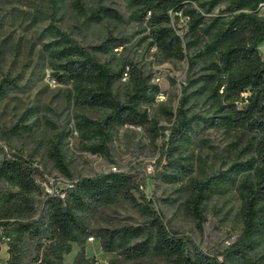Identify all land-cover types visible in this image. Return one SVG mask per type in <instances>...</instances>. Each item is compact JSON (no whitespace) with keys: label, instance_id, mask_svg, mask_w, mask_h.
<instances>
[{"label":"trees","instance_id":"16d2710c","mask_svg":"<svg viewBox=\"0 0 264 264\" xmlns=\"http://www.w3.org/2000/svg\"><path fill=\"white\" fill-rule=\"evenodd\" d=\"M130 19L143 23L144 38L163 60L186 62V77L175 106L159 100L163 92L131 61L102 59L126 41L109 30L94 44H81L61 29L68 8L78 31L104 20L121 22L114 8L83 0H46L48 19L42 44L50 76L68 84V102L77 111L72 129L56 139L77 134L83 150L110 160L109 144L124 126L140 128L157 149L154 177L177 185L176 202L200 230L206 202L234 190L239 199V232L221 249H200L188 236L166 227L133 174L106 170L73 177L58 141L47 151L63 187L46 191L32 155L18 153L17 143L34 133L45 119L26 108L13 123L0 127V244L7 245L6 264H62L72 244L95 234L100 248L112 253L107 264H264V0H124ZM216 10L215 13L213 11ZM16 89L13 78L0 79V98ZM203 97L211 114L191 112L190 99ZM83 109H100V118ZM161 118L166 125L159 124ZM221 128L231 134L235 159L200 179L192 176L193 127ZM160 144L157 145L156 141ZM203 141V140H201ZM241 157L242 159H238ZM124 202L141 223L92 230L88 217L100 207ZM75 264H94L78 253Z\"/></svg>","mask_w":264,"mask_h":264},{"label":"rangeland","instance_id":"374dc122","mask_svg":"<svg viewBox=\"0 0 264 264\" xmlns=\"http://www.w3.org/2000/svg\"><path fill=\"white\" fill-rule=\"evenodd\" d=\"M83 1L86 6L100 3L114 8L121 14L122 21L104 20L88 30L78 31L74 26L76 19L67 8L57 25L83 45L97 43L105 30H109L113 36L125 38L126 41L117 51L102 59L131 61L143 73L149 74L150 81L161 89L164 95L159 100H166L175 106L184 85L186 62L161 59L156 49L148 45L149 39L144 38L147 34V30H143L144 24L130 19V9L124 0ZM46 12V0H0V79L4 76L13 78L16 85V89L0 98V127L15 122L29 107L36 110L40 119L48 121L16 144L18 153L23 156L31 154L33 165L42 172L43 180H38L40 185L44 190L51 191L67 184V179L53 168L47 154L50 144L58 141L60 153L73 177L92 175L111 170L112 167L133 174L142 182L140 189L148 198H158L154 201V207L162 215L167 228L188 236L200 249L209 253L230 243L240 228L239 199L235 191L212 196L206 202L205 220L198 230L176 202L165 203L162 200L166 196L175 197L178 194L177 185L160 184L154 177L159 153L140 128L124 126L118 130L117 136L109 144L110 160L83 150L75 132L56 139V132L72 129V117L77 110L67 100L66 89L69 85L57 83L50 76L48 60L42 50V44L48 40L43 32L48 21L44 16ZM261 45L259 49L263 52ZM262 57L264 59V55ZM187 106L191 112L201 115L208 116L212 112L203 97L190 99ZM82 112L91 118H100L103 114L100 109H83ZM159 124L166 125L161 118ZM191 139L195 156L192 176L195 178L202 179L219 169H225L235 159L236 151H230L229 146L233 138L221 128L204 129L198 124L193 127ZM156 143L159 145L160 141ZM0 188H6L2 181ZM142 220L124 202L100 207L87 219L88 226L94 231L137 224ZM6 249V242L3 241L0 244V264H6ZM78 253L84 258L93 259L94 264H107V260L113 256L101 250L95 234L86 237L81 245L72 244L71 250L63 255L62 264H75Z\"/></svg>","mask_w":264,"mask_h":264},{"label":"crops","instance_id":"0c3cea01","mask_svg":"<svg viewBox=\"0 0 264 264\" xmlns=\"http://www.w3.org/2000/svg\"><path fill=\"white\" fill-rule=\"evenodd\" d=\"M261 46L264 47V43H263ZM259 50H260V49H259ZM261 52H262V51H261ZM262 55H264V49H263Z\"/></svg>","mask_w":264,"mask_h":264},{"label":"built area","instance_id":"2783aa9c","mask_svg":"<svg viewBox=\"0 0 264 264\" xmlns=\"http://www.w3.org/2000/svg\"><path fill=\"white\" fill-rule=\"evenodd\" d=\"M51 83H53V81H51ZM159 97H162V96H159ZM111 170H115V168L114 167H112V169Z\"/></svg>","mask_w":264,"mask_h":264}]
</instances>
